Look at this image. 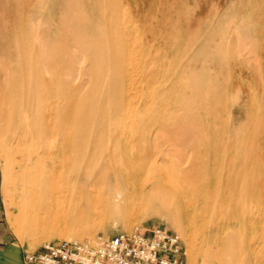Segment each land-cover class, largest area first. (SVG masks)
Listing matches in <instances>:
<instances>
[{
    "label": "rangeland",
    "instance_id": "obj_1",
    "mask_svg": "<svg viewBox=\"0 0 264 264\" xmlns=\"http://www.w3.org/2000/svg\"><path fill=\"white\" fill-rule=\"evenodd\" d=\"M47 110L92 167L147 159L176 190L119 208L99 185L97 206L65 202L73 221L46 217L43 197L20 216L44 187ZM1 139L7 226L30 250L160 227L188 264H264V0H0ZM184 176L210 194L183 197ZM237 212L235 243L221 244L209 230Z\"/></svg>",
    "mask_w": 264,
    "mask_h": 264
},
{
    "label": "bare ground",
    "instance_id": "obj_2",
    "mask_svg": "<svg viewBox=\"0 0 264 264\" xmlns=\"http://www.w3.org/2000/svg\"><path fill=\"white\" fill-rule=\"evenodd\" d=\"M124 82L125 78L122 75L117 76V93L121 92ZM124 107L125 104L118 102L115 107L116 113L121 114ZM61 118L62 112H56L51 116V111L47 110L44 117H42L41 124L38 125L39 134L42 137L48 136L54 141L45 148L44 156L37 159L44 170V187L33 190L28 195L31 199L19 205L18 214L20 216H23L25 208L32 209L34 202L43 197L46 217L51 216L55 220L61 219L65 223L70 219L73 221L74 219L72 220V217L63 209L65 202L68 204L73 203L78 208L82 203L95 207L100 203L97 191L99 185L103 195H105V202L119 208L127 207L130 203L134 206L151 201L163 203L166 201L167 196L173 190H176L170 174L165 173L166 171L155 163L148 164L149 160L147 159L130 157L128 160L117 164L109 158L102 165H97L96 168L92 167V160L86 159V152L82 147L73 144L71 139L68 138ZM112 123L115 124L113 121H109L107 124L112 125ZM116 132L117 130L113 129V135ZM0 147L2 150L5 148L3 139L0 141ZM71 151L73 154H70ZM42 159L44 162L40 161ZM180 182L182 183L180 193L183 197L198 194L203 197L210 194V188L206 191L203 185L195 187V182L188 177L184 176L180 179ZM120 186L126 189V193L120 189ZM105 187H111L114 194L107 195L104 192ZM136 191L139 193L137 194ZM239 217L240 214L235 213L229 221L210 228L209 233L219 235L221 244L235 243V239L232 237L234 229L236 226L241 227L244 224V221ZM81 218H85L82 213L79 214L77 219ZM72 235L76 234L69 233L68 237ZM84 236L90 238V234Z\"/></svg>",
    "mask_w": 264,
    "mask_h": 264
},
{
    "label": "built area",
    "instance_id": "obj_3",
    "mask_svg": "<svg viewBox=\"0 0 264 264\" xmlns=\"http://www.w3.org/2000/svg\"><path fill=\"white\" fill-rule=\"evenodd\" d=\"M24 264H188L178 234L139 228L90 241L45 242L27 252Z\"/></svg>",
    "mask_w": 264,
    "mask_h": 264
},
{
    "label": "crops",
    "instance_id": "obj_4",
    "mask_svg": "<svg viewBox=\"0 0 264 264\" xmlns=\"http://www.w3.org/2000/svg\"><path fill=\"white\" fill-rule=\"evenodd\" d=\"M9 230L2 200L0 198V264H24V256L31 252Z\"/></svg>",
    "mask_w": 264,
    "mask_h": 264
}]
</instances>
